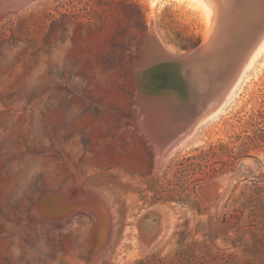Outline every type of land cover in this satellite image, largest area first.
<instances>
[{
  "label": "rangeland",
  "instance_id": "1",
  "mask_svg": "<svg viewBox=\"0 0 264 264\" xmlns=\"http://www.w3.org/2000/svg\"><path fill=\"white\" fill-rule=\"evenodd\" d=\"M232 32L216 53L228 63L248 42ZM204 34L186 0H33L0 13V264H264V52L223 110L156 163L153 144L192 116L202 85L173 71L149 98L137 72L166 58L157 43L184 54ZM66 189L77 203L57 206ZM38 206L55 216L36 219ZM162 214L172 231L148 248L138 231Z\"/></svg>",
  "mask_w": 264,
  "mask_h": 264
},
{
  "label": "bare ground",
  "instance_id": "2",
  "mask_svg": "<svg viewBox=\"0 0 264 264\" xmlns=\"http://www.w3.org/2000/svg\"><path fill=\"white\" fill-rule=\"evenodd\" d=\"M3 1L4 0H0V13L1 14L6 13V12H11V11L14 12V10L19 9L22 6L24 7L25 5L29 4L33 0H13V2L10 5L1 4ZM151 1L155 2L157 0H151ZM186 1L188 4L196 5L203 12L204 19H205V34H204L203 42L200 44L199 47L194 48L193 50H190L189 53H184V54H182V53L181 54H173L172 52H170L171 50H169V48L164 47L165 45L163 44L164 45L163 46V45H161V43H157L156 45H157L158 51L161 50V52H163L164 56L166 57L162 62L168 61V60H176V59L182 60L184 62L183 68H182L184 76L189 77V80L191 79L190 82L193 83L194 88H195L196 82L201 83L202 86L199 85L198 83L197 84L199 86H201V90H202L201 93H203L202 95L204 96V98H203L202 103L198 107H196L195 100L192 102V110L194 111V113L196 115V120H195V123L193 124V126L188 128V130L185 133L182 132L179 135H175L176 133L173 134L171 132L170 136H167L168 134H165V136H164L161 133V135L164 137L161 140L157 141L158 139L156 136L157 140L155 142L154 141L155 139L151 136V134H153L154 131L153 132L150 131L149 132L150 135H148V133H146L147 128L146 129L143 128V129H145L144 131H145V134L148 135V138L149 137L153 138L154 140H152V142L154 141L156 143L153 145H156L157 146L156 148L158 149V155L156 157L157 166H162V164L165 163L164 160L167 159L166 157H168V156L170 157L172 154H174L176 149L179 150V148L181 149V147H184V145L194 137L196 131H198L197 129L204 122H207L209 119L215 117L216 115H218V113L220 111L223 110L224 106L226 105V103L231 98L234 90L237 88L238 84L241 83V80L243 79L246 72L255 63L257 58L264 52V0H186ZM256 23L258 24L257 27L254 26ZM234 29L237 30V32H240L243 34V35L241 34V39L246 40L248 38V42L246 40L247 46L244 47V49L240 52H238V50L236 51L235 54H238L237 55V61H234L236 63V66L234 65L235 67L232 68L234 70L231 71L230 74L228 73V75H230V76L228 78L227 77L223 78V80H220L221 79V77H220V79L218 80L219 82L215 83L216 81H214V83H213V78H212L213 76L210 77V74L212 73V75H214L215 71L219 72V70H221L220 69L221 67L222 68L224 67L223 69L225 70V67H226V65L230 59V58L229 59L226 58L227 60H223V59L220 60L221 53H220V56H218L216 53L218 52L219 49L221 50L225 44H227V43L230 44L232 42L231 41V40H233L232 35L234 34L232 32V30H234ZM240 33H238L239 36H240ZM146 38H147V45L146 46H148L150 48L153 44H155L156 41L155 42L153 41V38L155 39V37L152 35L151 27L148 30V34H147ZM234 40L237 41L236 38ZM160 42H161V40H160ZM162 43H163V41H162ZM232 44H233V42H232ZM232 47H234V46H232ZM157 48H155V49H157ZM223 48H225V47H223ZM236 48H238V45L236 46ZM150 50L152 51V49H148L147 51H150ZM161 52H159V53H161ZM145 53H147V52H145ZM226 53H227V51H226ZM229 55H232V54H229ZM233 60H231V61H233ZM231 61L228 63L229 66H230ZM233 63H231V65ZM229 69H230V67H229ZM226 75H227V73H226ZM217 76H220V74H218ZM224 76L225 75H223V77ZM163 78L166 79L167 77L163 76ZM145 96H147V95H145ZM141 98H142V96H141ZM149 98H151V97H149ZM160 98H162V97H160ZM149 100H151V99H149ZM149 100H147V102ZM159 100H161V99H159ZM137 101H142V99L141 100L137 99ZM142 102H140V103H142ZM147 102H146V104H147ZM159 102H157V103L159 104ZM161 104H164V102ZM171 104H172V101H171ZM153 105L155 106L156 104L154 103ZM148 107H149V105H148ZM159 107H161V106H159ZM144 108H143V110H146V108L145 109ZM172 108L173 107H171V109ZM148 109L152 110L151 107H149ZM140 110H142V108ZM138 111H137V113H138ZM146 111L149 112L148 110H146ZM161 112H164V111H161ZM139 113H141V112H139ZM168 113H169V111H168ZM160 114H158V115H160ZM143 117H144L143 118V120H144L145 115H143ZM136 119L137 118L135 117V120ZM149 119H151V118H149ZM149 119H147V120H149ZM139 120H141V118ZM134 123H135V121H134ZM146 123L147 122H145V125H146ZM163 123H165V122H163ZM149 124H151V123L149 122ZM153 124H155V123L153 122ZM151 126H152V124H151ZM147 127H148V125H147ZM152 127H154V125ZM152 127H151V129H152ZM140 128H142V127H140ZM173 128L175 130V126ZM153 130H155V129H153ZM169 131H171V130H169ZM157 134H159V133H157ZM171 134H173V135L171 136ZM155 135H153V136L155 137ZM156 148H155V150H156ZM210 183H212V182H210ZM67 190L68 189L64 190L65 191L64 197L62 196L63 194L61 195L62 197L61 196L59 197L57 195H52L53 197L52 196H49V197H52V199L55 200L57 206H64L65 207L66 202H65L64 198L69 199V200H71L73 198V197L69 198V196L67 194ZM68 193H69V191H68ZM69 195L73 196L70 193H69ZM81 195L83 196V201H84V198L87 197L86 196L87 192L86 193L83 192V194H81ZM95 195H97V194H95ZM95 195H93V196H95ZM93 196H92L93 201L97 200L96 198L94 200ZM79 198H81V197H79ZM45 199H47V197H45ZM72 200L75 201L76 198L72 199ZM83 201H81V202H83ZM98 201H99V199H98ZM67 202L69 203V201H67ZM88 202H90V201H88ZM75 203H77V202L75 201ZM41 205H42V203H41ZM49 207H51V206H49ZM43 209L40 208L39 206H38V210L33 209V214L35 215L36 219L38 216H42V217L47 216V218H48L49 216L52 215V214L49 215V213L46 212L47 210H45V209L43 210ZM95 209H96V207H95ZM108 209H106V210H108ZM148 211H150V210H148ZM154 211H156V210H154ZM92 213H93V211H92ZM107 213H108V211H107ZM159 213H160V211H159ZM52 216H55V215H52ZM148 216H150V215H146L145 217H148ZM73 217H75V215ZM59 219L61 220V218H59ZM105 219H107L105 233H108V228H110V221H111L110 216L108 215L107 218H105ZM62 221L65 222L66 218L62 219ZM171 222H172V219L171 218L169 219L164 214H162V216H159V220L158 221L155 220V222L152 225H147L145 222V224L143 225V229L138 231L139 237H140L139 239L141 240V243L144 246L148 247V246H151L152 244L158 243V241H160L161 239H164V237L169 235L170 232L172 231V226H173L172 223H174V222H172V223ZM138 226H140V225H138ZM145 226H146V228H144ZM107 235L105 238H107ZM104 244H106V239L103 242V245ZM157 245H155V246H157ZM104 246H103V248H104ZM103 248L101 249V251L99 253L94 252V253H92V256L89 255L90 257L95 259L93 261V263L95 261L98 263L100 262V256L102 254ZM148 248H150V247H148Z\"/></svg>",
  "mask_w": 264,
  "mask_h": 264
},
{
  "label": "water",
  "instance_id": "3",
  "mask_svg": "<svg viewBox=\"0 0 264 264\" xmlns=\"http://www.w3.org/2000/svg\"><path fill=\"white\" fill-rule=\"evenodd\" d=\"M12 2L13 0L11 1L4 0L1 4L10 5ZM183 64L184 62L182 60H178V59L168 60V61L161 62L160 64L158 63L157 65L153 64L150 67L138 70L137 83H138L139 90L148 89L149 92H152V93L151 94L149 92L145 93L144 91H140V92L145 93V95H147L148 97H150V95L153 97L154 94L157 92V90L160 88L159 86L160 82L165 81L163 76L166 77V75L167 76L170 75L173 71H176V73L180 75V78L181 76H183L181 75V73H183L182 71ZM182 80L184 81L183 77H182ZM177 82L179 84V81ZM195 120H196V115L194 111L192 110V116L190 118L183 120L184 123L180 125L179 127L178 126L175 127V131H174V133H176L175 135H179L182 132L185 133L188 130V128L193 126V124L195 123Z\"/></svg>",
  "mask_w": 264,
  "mask_h": 264
}]
</instances>
